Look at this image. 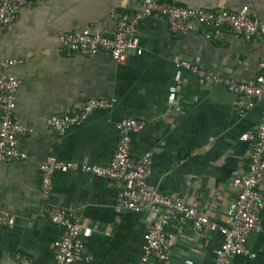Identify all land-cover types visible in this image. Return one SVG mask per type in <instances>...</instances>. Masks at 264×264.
<instances>
[{"label":"crops","instance_id":"crops-1","mask_svg":"<svg viewBox=\"0 0 264 264\" xmlns=\"http://www.w3.org/2000/svg\"><path fill=\"white\" fill-rule=\"evenodd\" d=\"M140 1L42 0L22 8L0 37V63L22 60L7 70L20 80L14 117L33 130L17 138L26 159L0 162V210L15 217L14 225L0 226V264H19L17 255L32 258L33 264H53L54 242L62 228L40 215L39 164L49 158L107 164L117 143L115 124L125 116L146 121L142 131L131 134L130 152H152L148 186L194 206L211 222H225L227 204L236 195L232 180L245 170L252 150L251 142L241 136L259 123L262 104L240 115L233 93L200 81L176 62L187 60L246 81L256 75L264 58V39H244L226 30L219 39H207L206 30L198 26L172 34L165 18L153 16L141 24L142 52L129 51L121 63L106 51L84 56L59 47L61 33L90 24L94 32H111V10L131 9ZM166 1L204 9L247 5L252 16L264 19L260 0ZM90 98L115 102L110 109L94 110L62 135L47 126L51 115L73 112ZM119 187L116 181L89 173L53 174L51 202L80 215L89 264H144L143 235L160 211L117 214L113 203ZM258 189L264 196V178ZM259 226L247 239L255 256H232L230 264H264V202ZM168 229L176 239L165 264H215L219 232L204 228L195 234L174 223Z\"/></svg>","mask_w":264,"mask_h":264},{"label":"built area","instance_id":"built-area-1","mask_svg":"<svg viewBox=\"0 0 264 264\" xmlns=\"http://www.w3.org/2000/svg\"><path fill=\"white\" fill-rule=\"evenodd\" d=\"M42 0H0V37L5 29L16 21L19 11ZM264 3V0H260ZM163 17L172 34H186L198 26L204 30L207 39H219L223 30L237 34L244 39L257 36L264 39V19L251 15L249 7L242 5L237 10L191 8L166 0H142L131 9H113L109 17L113 21L111 32L93 31V24L87 27L61 33L59 47L69 53L84 56L106 51L116 63L125 60L129 51L142 52L139 45L141 24L148 17ZM19 58H7L0 63V162L15 159L24 160L27 155L18 146V136L33 130L14 117L16 93L20 80L8 73V68L21 63ZM176 66L187 69L200 81L222 85L234 94V107L242 115L261 102L262 110L257 126L241 136L252 144L245 170L232 180L236 188L235 197L226 207L225 222L216 224L191 205L172 198L170 195L151 188L147 180L152 172V152L140 156L130 152L131 134L142 131L146 121L132 116L121 118L116 124L117 143L112 157L105 165H91L76 160L49 158L39 164L40 173V215L62 228V234L54 242L53 264H89L90 256L81 238L80 215L51 202L53 174L55 172L89 173L120 184L113 203L117 214L122 212L141 213L151 208L160 213L143 235L140 260L144 264L169 261L175 244L176 234L168 229L174 223L188 226L193 233L204 228L217 231L222 236L215 250V264H230L232 256L254 257L247 247V239L260 229L259 212L264 196L258 189L264 178V58L257 65V73L246 81L206 71L187 60H179ZM115 99L90 98L69 113L53 114L46 119L47 126L57 134H64L72 126L82 124L94 110L112 108ZM15 217L0 210V226L14 225ZM19 264H33L32 258L17 255Z\"/></svg>","mask_w":264,"mask_h":264}]
</instances>
